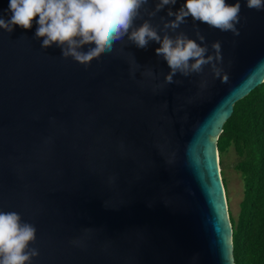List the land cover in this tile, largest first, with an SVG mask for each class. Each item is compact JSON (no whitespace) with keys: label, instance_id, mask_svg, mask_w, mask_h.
Wrapping results in <instances>:
<instances>
[{"label":"water","instance_id":"95a60500","mask_svg":"<svg viewBox=\"0 0 264 264\" xmlns=\"http://www.w3.org/2000/svg\"><path fill=\"white\" fill-rule=\"evenodd\" d=\"M184 2L135 24L159 29ZM239 2L238 36L191 17L168 33L195 40L199 28L209 54L220 41L227 83L206 65L155 93L169 71L155 42L140 49L125 37L122 52L83 66L41 48L38 17L27 30L0 29V211L36 227L31 264H234L216 143L234 103L264 81V10ZM149 68L155 79L141 76Z\"/></svg>","mask_w":264,"mask_h":264},{"label":"clouds","instance_id":"9594fccd","mask_svg":"<svg viewBox=\"0 0 264 264\" xmlns=\"http://www.w3.org/2000/svg\"><path fill=\"white\" fill-rule=\"evenodd\" d=\"M148 3L149 0H9L11 16L7 20L0 17V29L7 33H11L15 26L27 30L32 27L34 18L38 17L35 20L38 25L35 38H43L41 48L55 45L61 49L62 59L70 57L83 66L102 55L122 52V48L117 50L114 46L124 41L125 37L128 43L140 49H146L149 42H155L160 45L155 49V54L166 61L169 71L162 83L152 86L154 93L165 85L181 84V80H174L177 74L183 77L200 74L206 65L213 78L227 83L228 75L218 66L223 62L220 41L211 44L212 52L209 54V47L199 28L194 27L195 40L188 38L184 32L175 36L168 33L175 32L191 17L194 22L238 36L240 33L236 25L241 22L239 0L233 4L226 3V0H185L177 11L171 8L167 11V16L174 19L160 17L162 27L159 29L149 20H143L139 26L135 21L142 19V12L154 17L165 6L175 5L177 0H158L151 11L145 7ZM246 7L264 10V0H246ZM140 67L134 57L130 59L129 75L134 78ZM140 74L146 78H156L150 68ZM206 85L207 81L202 80L200 86ZM36 231V227L22 221L17 212L0 211V264H31L33 258L39 255L37 248L29 247L36 241ZM71 243L80 245L78 240Z\"/></svg>","mask_w":264,"mask_h":264},{"label":"trees","instance_id":"16d2710c","mask_svg":"<svg viewBox=\"0 0 264 264\" xmlns=\"http://www.w3.org/2000/svg\"><path fill=\"white\" fill-rule=\"evenodd\" d=\"M220 166L232 147L243 181L236 217L230 215L234 264H264V81L234 103L217 138ZM225 187L224 168H221Z\"/></svg>","mask_w":264,"mask_h":264},{"label":"rangeland","instance_id":"374dc122","mask_svg":"<svg viewBox=\"0 0 264 264\" xmlns=\"http://www.w3.org/2000/svg\"><path fill=\"white\" fill-rule=\"evenodd\" d=\"M236 160L237 156L231 147L223 156V166H220L224 168L228 218L230 215L236 217L239 210V202L243 195L242 177L234 168Z\"/></svg>","mask_w":264,"mask_h":264}]
</instances>
